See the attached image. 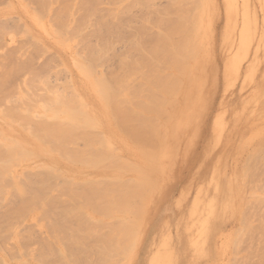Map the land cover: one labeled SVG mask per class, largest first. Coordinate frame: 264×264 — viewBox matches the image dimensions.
<instances>
[{"label": "bare ground", "instance_id": "6f19581e", "mask_svg": "<svg viewBox=\"0 0 264 264\" xmlns=\"http://www.w3.org/2000/svg\"><path fill=\"white\" fill-rule=\"evenodd\" d=\"M50 1L53 5L56 3L52 0H41V2L38 0V4L36 0V3L41 6L40 8H37L39 12L47 10L49 5H51ZM59 1L61 2L60 8H54L51 10L50 7L51 13L54 14H52V18L47 16L48 14H46L47 12L45 11L46 13H39L40 15L34 16L33 19L38 26L43 27L42 30L47 29V22H50L51 20L54 21H51V29L57 40V45L62 49H67L65 51L69 50L68 52L73 58L74 64L77 68V73L80 77L85 79H83L85 82L83 81L84 85L81 86L80 84H77L76 81L73 82V79L70 81L68 80V83L65 85V87H67L65 88L63 86L64 89H66L64 91L68 94L62 90L55 89L58 84L57 86L54 84L55 88H53L56 91H53L52 93V90L54 89L50 87L52 89H50L52 95L51 93L49 95L47 92L48 95L44 94L46 96L42 95L43 92L39 95L38 92L41 91H38L37 89L40 86L33 84L39 87L30 88L32 95L34 94L33 92H35V95L44 96L45 98L49 96L48 99H45L44 97V99L42 97L36 99L34 97L36 99H34V101L38 103V109L35 107L36 105L32 106L33 108L35 107L34 109H32L31 106L29 107L26 102L24 103V99L27 101L26 97L19 94L22 98L24 97L22 103L26 104L24 105L26 107L22 108L20 102L16 105H14V103L12 105L11 103L9 105L13 109H10L11 111L9 109L8 111H4L5 114H8L6 115L7 117H12L11 114L18 112L19 118H16L13 114L14 118L12 117L9 121L5 120L7 123L6 131L0 129V241H2L4 245L10 246L12 245L11 243H13V237L18 238L17 241H20V244H18L20 247H24V253L22 247V250L19 248V251L21 250L20 253L24 258H22L21 255H18L17 244L10 246L11 249L9 246L7 248L4 246L6 249L3 248V250L1 249L3 245H1L2 243L0 242V264H16L11 260L12 257L15 258L16 256L14 252L17 253L16 258L19 257V259H17L18 264H30L26 262V259L28 258H26V256H29L30 254V252H27L29 253L27 254L25 251L27 246L26 240L31 237L34 238L33 236L36 237V234L33 235L34 233H32L33 236L30 235L31 232L30 234L27 233L18 223L16 224L18 227L13 225H15L16 222H21V225L25 222V220H23L25 219L24 217L23 219L19 218L21 216H27L31 221L36 222L39 219L41 220L40 217L46 214H52V217L55 215L53 220L56 223L59 219L66 218L70 225L73 224V227L77 229L82 228L81 230H84L79 237L80 245H78V247L81 248H78L72 253V261L70 264H117L118 259L120 260V258H118L119 255H121V253L122 255L123 253L126 254V252L123 251L124 243L125 245L127 244L129 247L128 249H130L132 246L130 244L134 243V238L131 237H134L137 229H139L137 225L140 221L134 218L137 221L134 222V226H131L133 225L131 224L133 221H130L127 216L133 215L134 217L141 218L142 222L143 215L141 214V216H139V213H145L144 209H146V211L148 209L149 211V205L152 206L154 200L156 201L158 195H155L154 198L153 195L155 190H158L157 187L161 186L160 179L163 180L165 184L164 178L160 176L161 172L158 167L161 156L164 155L170 160L175 159L177 144L181 142L182 138H185L186 132L195 126H193L195 114L207 111L208 96L206 88L209 87L210 89H213L212 85H215L216 69L213 64L215 51L210 45V40L214 33L213 24L215 23L213 22V14L215 15V12L213 11L214 13H212L210 8L212 0H165L167 2L164 3V6L165 4L166 6H160L161 8H158V5L156 7L153 5L155 4V1L158 0H155L153 4V0H108L109 7H106L107 9L100 7V5L102 6L103 4H101L103 0ZM123 2H129V4L127 3L124 5L125 3L123 4ZM36 3L34 2L35 5ZM135 3H139L137 7L138 13H140L139 11H141V8L145 5L147 7H145V11L150 12V15H152L150 16L151 18L149 16L145 17V15H149L147 12L144 13L145 15L140 13L141 16L139 15V18H136V16H133V19H131L132 17H127L124 24V19L126 16L131 15V10H137L134 8L137 6ZM59 4L57 2L58 6ZM133 12L134 11H132V13ZM48 17L50 21L48 20ZM142 18H144L143 20L145 21H143ZM10 19L7 21H10ZM20 19L17 18L19 21ZM135 19L140 20L136 21ZM134 20L135 23H140L142 21L140 25L139 23H136V25H139H137V29L135 28L136 30L133 27L135 26V23H133ZM16 22L19 24L18 21ZM20 22V27L25 26L22 24V21ZM121 22L126 26V30H128L127 33L130 31L129 40L123 38V34L126 36L127 33L126 30L123 31L124 33L122 32L124 25H121ZM131 22L134 25H132ZM148 22H153V27L151 26L152 30L151 28L148 29ZM15 24L11 25L15 26ZM18 24L16 25L17 28L19 26ZM129 25H131L133 29H131ZM5 26L1 27H3V29L7 28V26ZM142 29L146 31L141 33L139 30L142 31ZM135 31H139L140 33H137L136 35ZM19 32L17 34H19ZM4 33L7 34L8 32L6 33L5 31ZM25 34L29 39L32 38L31 35H27V30L25 31ZM131 35L133 36L132 38ZM91 38H95L96 43L95 41H93V43ZM26 40L23 41L25 42ZM38 40L39 39H37V42L39 43L38 46L36 45L38 43L33 40L37 46V50H35V47L33 46L34 50L36 52H44V46L41 44V41ZM120 42H123L126 46L128 45V48L124 47L125 49L127 48V51L125 52L124 50V53L115 52L116 44ZM23 46H25V44ZM119 52H121V50H119ZM8 54L10 55V53ZM31 56L34 57L35 54L31 53ZM31 56L29 57L31 58ZM14 57L15 56L11 57V59H15ZM6 59L11 60L9 57H4V60ZM36 59H34V62L38 61ZM112 59L117 61H114V64L116 62L114 66L116 68H112V66L108 67V64ZM15 61L17 62L16 59ZM25 61L26 60H24V62ZM49 62H52V60ZM59 62L62 66L61 60H59ZM21 63L23 62L21 61L19 64ZM230 64L232 63L230 62ZM6 65L8 66L7 63ZM97 65L101 69H103L102 65H108L107 68L109 69H107L108 71L106 70L105 73H102L96 70L98 68ZM37 66L39 65L37 64ZM45 66L46 64L44 65V68ZM48 66L50 67V65ZM61 66L60 69L62 68ZM18 67L19 65L17 68ZM24 67L22 68L25 69ZM40 67L43 66L40 65ZM95 67L97 68L95 69ZM10 68L11 67H9V70ZM17 68L15 69L17 70ZM6 69L8 70V68ZM62 70L64 71V69ZM21 71L23 70L21 69ZM34 71H27V75L30 77V74H32V77L37 78L36 76H38L37 74H39L40 71H35L37 72L35 75L33 74ZM49 71L52 72V70ZM49 71L46 70L48 73ZM227 71L228 65L226 68V72ZM10 73L8 74L10 75ZM16 74L18 77L19 74ZM46 74L47 73H45V77ZM57 74L59 75V73ZM10 78L11 76H9V79ZM34 78L31 79L30 77L29 82H35L36 79ZM46 78L47 80L43 78V80H46V82H44L45 80L43 82L47 85H45L47 88L48 84H51L52 82L50 81L51 83H48V77ZM40 79H42V77ZM3 80L5 81L6 79ZM42 83L40 85H42ZM26 84L31 85V83L28 82H26ZM3 85L4 84L2 83L3 88L0 86L3 91L9 89V91L7 90L8 92L14 90L15 93V90L18 89L17 84L14 85L13 89L11 88L13 87V84H9L7 88ZM24 86L21 88V93H23V89L31 87L28 86L25 88ZM42 87L44 88L42 85L39 89L43 90ZM2 90H0V94L5 92ZM29 92L30 91H26L27 95ZM12 93L13 92L11 91L9 94ZM4 95L5 97L8 96L7 94ZM177 95L182 97L181 105L183 106H180L173 112L170 111V113L168 110L172 109V106L170 107V105L176 101L175 98ZM12 96L14 95L12 94ZM9 97L12 99L11 96ZM31 97V94L28 95V98L33 100V97ZM263 97L264 85L254 93V102L259 103L264 99ZM17 98H15V100L12 99V101H17ZM41 99L46 101H41ZM92 101H95L96 105H93L94 102ZM9 102H11V100ZM28 103L31 105L29 100ZM166 105L169 106V109L166 108ZM14 106H17L19 111H17ZM174 109L175 108H173V110ZM243 114L244 113H240V115L244 116ZM12 119L14 122H17L14 123ZM166 122L167 126L164 124ZM161 124L163 127L168 128H165L166 130L164 129L165 132L162 129L163 127L161 128ZM232 124L231 137L228 138L227 142L231 143L237 133H242L240 136L242 137V142H240V144L238 143L234 151L235 161H233L232 164L226 162L227 169L224 168L226 170L223 169L220 175L221 178L217 184V194L225 193L226 189H228V191L233 190L234 188L239 189V196L241 197V194L244 196L243 202L246 204L245 206H250L253 199H259V201L262 198L264 199V194L258 193L261 181L262 185L264 184V178H260L264 177V128L261 127V125L260 127L258 126V129L255 128L241 132L238 127L240 125L239 118L236 121H233ZM1 127L5 128V125L0 124V128ZM15 127L21 129H19L21 131L19 135L14 133L17 131ZM218 127L220 128L219 125ZM19 130L17 133H19ZM170 139H172V145L169 146L167 143L164 144V142ZM5 151L9 152L6 153L7 156L4 154ZM8 154H15V156H10ZM2 157L4 158L2 159ZM5 157H7V159H5ZM18 158H21L24 161L32 159L31 166L26 168H23V166L20 171H18V169L15 170V165H18L17 163L21 161H18ZM152 171L157 173L152 174ZM226 172H229L228 175H230V178L227 177L228 181L224 182L223 176ZM42 175H46L48 178H44L43 181V179H41ZM56 178H58L59 181H57ZM51 180L53 181L51 182ZM79 187L82 188L81 191H84L85 189L89 191L85 194L86 198L83 197L85 200H83L82 203H80V200H78L79 202L76 200L75 203L77 204L78 202V204L76 205L74 203L72 205L68 201L75 198V196L74 198H70L71 195L76 193H73L72 191H74L73 189L79 190ZM63 190L69 191L71 194L70 195L68 192L66 193V199L69 197L71 200H65L64 202L65 204H71L70 207L72 212L74 211V208H76L75 210H78L80 205L83 207L85 202L84 207L86 206L87 208H83L86 212L81 206L79 209V212L82 210L83 214L85 213L84 216L86 215L84 218L83 215H81L82 223L79 224L80 217H75L72 215L71 211L70 214L69 211L62 214L57 213L58 210L56 211V209H54V207L56 208V204L51 205V202L48 201L49 198H52L54 200H52L53 202H59H56L55 200L58 199L56 198L57 194L59 198L65 196L63 195L65 193H62ZM77 195L79 196V194ZM150 199L152 200L151 202H149ZM94 200L96 201L95 203L93 202ZM44 202H47L45 204L47 207L43 205ZM170 202L171 201H169V203ZM142 204L145 207H142ZM49 205H51V208ZM67 206L69 205H66V207ZM186 207L187 206L185 205L184 209L182 208L181 211L176 212L177 214L174 213L178 220L175 231L177 232L176 234L179 240L178 244L181 247V259L184 258L183 262L185 264H192L191 260L185 259V256L186 254L191 255V252H188V250H194L197 243H195V239L193 240L190 237L189 239H186V236H190L189 234L196 228L193 225L186 227V224L183 223L182 220L202 216V211L198 208H194L193 205ZM135 208L138 209V214L135 212ZM52 209L54 210L52 211ZM246 209L250 208L247 207ZM161 210L162 209H160L158 213H160ZM256 210L258 212V209ZM245 212L246 214L248 212L245 210V207L239 209V214L242 216H240L241 218L245 217ZM77 213L75 211L73 212V214ZM135 213L137 216H135ZM262 215H264V213ZM49 216L47 215V218ZM77 216H80V213L79 215L77 214ZM128 220L131 223H128ZM84 221H88L92 226L89 227V223H85ZM48 222L50 223V221H46L47 224ZM53 222H51L52 225L54 224ZM136 223L138 224L136 225ZM47 224H45V226H47ZM84 225L86 226L84 227ZM128 226H131V228L133 227L132 230L136 227L137 228L134 232H129L130 227L128 229ZM60 227V225L54 226V228L59 229L57 231L58 235L63 231L62 228L60 230ZM70 229L71 226H69V230ZM23 232H26L29 238H27ZM128 233H130V236L128 237L132 240L130 241V239H126L124 242ZM132 233L133 236L131 235ZM252 233H254V231H252ZM52 237L57 239L56 234ZM8 238L11 239L8 241ZM22 238L25 241H23ZM37 238L34 242H40ZM3 240L5 242H3ZM22 241L25 242V244ZM129 242L130 244H128ZM28 243L29 242H27V244ZM33 243L30 242L29 246L35 244ZM50 246L51 250H48L49 247H46L47 253L54 250L52 248L53 246ZM37 247L40 250L41 246L37 245ZM1 251H4V253ZM43 251L44 250L42 249V254ZM131 251L133 250H130V252ZM32 253L37 256L36 249L35 251H32ZM54 253L57 255V251ZM8 256H12L11 259ZM40 256L41 255L39 254L36 258L39 259L42 257ZM257 256L262 255L259 253ZM20 257L22 258V261H20ZM29 258L32 259L33 257L29 256ZM43 260L41 261L43 262ZM36 261L39 263L40 259H36ZM54 261H56V258L52 260V262ZM119 262L120 261H118V263ZM123 262L125 263V261ZM254 262L258 263L257 261ZM259 264H262V261L259 262Z\"/></svg>", "mask_w": 264, "mask_h": 264}, {"label": "rangeland", "instance_id": "374dc122", "mask_svg": "<svg viewBox=\"0 0 264 264\" xmlns=\"http://www.w3.org/2000/svg\"><path fill=\"white\" fill-rule=\"evenodd\" d=\"M52 1L54 3L55 2L56 3L53 5V3L50 1L51 5H49V7L47 8L48 11L45 10L47 13L45 11L40 10V11L48 14L47 16H50V17L53 14L50 11V7H51V10L54 8H60L61 7L60 6L61 2L59 0L58 1L52 0ZM154 1L155 0L152 1V4L154 3ZM158 1H159V3H158ZM158 1H155L156 5L153 4L155 7L158 5L157 6L158 8L160 6L163 7L164 3L167 2L165 0H158ZM212 1H211V7L210 8H211L212 13L215 12V15L213 14V17L216 19V21L213 18V22H215L213 24L214 25L213 26L214 33L212 35V39L210 40L211 41L210 45H211V48L214 49V51H215V55L213 57V64H214V67L216 69V75H215V85L210 84L213 86V89H210L209 87L206 88V92H207V96H208L207 111H202L200 114H195L194 119H193L194 120L193 126L194 125L195 126L192 129H189L186 132L185 138H182L181 142L177 144V153L175 155V159L170 160V159H167L164 155L161 156V159L159 160V163H158V165H159L158 167H159L160 172H161L160 176H162L164 178L165 184H164L163 180L160 179L161 186L157 187L158 190H155V193L153 195V198L155 195L156 196L158 195V197L156 198V201L154 200L152 206L149 205L150 209H149V211L147 209L148 212L146 211V209H144L146 214L145 213H139L140 214L139 216H141V214L143 215L142 216V222H141V218L134 217L133 215L127 216L130 221L131 220L133 221L132 223L129 220L127 221L128 223L133 224V225L130 224L131 226H134V222L137 221L136 219H138V221H140V223L138 222L139 224L136 223V225L138 224L137 226L139 228V229H137L136 233L139 235H137L135 233L134 237H131V238H134V240H133L134 243L133 244L132 243L130 244V242L128 243V244L132 245L130 247V249H128L129 248L128 245L127 244L125 245V243H124L123 251H125L126 254L123 253V255H122V253H121V255H119L118 258H120V260L118 258L117 259L120 262L118 263V261H117V264H123L124 263L123 261H125L124 264H185L183 262L184 258L181 259L182 258L181 249H180L181 247L178 244L179 240L177 238V234H176L177 232L175 231L176 230V224H177L178 220H177V216L174 214L176 212L181 211L182 208L184 209L185 205L187 207L193 205L194 208L200 209V211H202L201 213L203 216V217L197 216V218L182 220V222L186 224V227L193 225L196 228L195 230L193 229L192 233L189 234L190 236H188V235L186 236V239H189V237L192 238L193 240L195 239V243H197V244H196V247L194 250H191V251L188 250V252H191L190 253L191 255L186 254L185 259L191 260L192 264H251V262H252V264H255L256 262H254V261L258 262L256 264H259V262H261V261H262V264H264V215H262L264 213V199L262 198L260 201H259V199H253L250 206L249 205L245 206L246 204L243 202L244 196H243V194H241V197L239 196V192H240L239 189L234 188L233 190H229V191H228V189H226L225 193L217 194V184H218L219 179L221 178L220 175H221L224 168L227 169L226 162L232 164L233 161H235V157H234L235 152L234 151H235L238 143L240 144V142H242V139H241L242 137H240L242 133H237L234 136L235 140L233 139V141H231V143L233 142L232 144L227 142L228 138L231 137V133H232L231 130H232V125H233L232 122L236 121L239 118V124L240 125L238 124L239 125L238 127H239L241 132L246 131V130L255 129V128L258 129L261 125H262L261 127L264 128V99H262L263 101L261 100L259 103L254 102V99H253L254 93L264 85V79H263L264 78V0H214L213 2ZM34 2L36 3V0H0V20H1L0 21V64H1L0 65V79H1L0 80V86L2 87V83H3L4 84L3 86L7 88V86L9 84H13V87H11L13 89L14 85H16V84L18 85V89L15 90V93L17 94L18 98H17L16 94L14 93V90L10 89L13 92L12 94L14 95V96H12V94H9L11 91L8 92L9 89H7L8 91L4 90L5 91L4 92L0 88V90H2L4 92V93H2L3 95L0 94V97H1L0 98L1 99L0 100V124L5 125V128L1 127L0 129L5 130V131L7 129L6 128L7 123L5 120H8V121L11 120V118L13 117V114H14V116H16V118H19V115L17 112V111H19V109H17V106H14L15 109H17V111H16L17 113L11 114L12 117L6 116L8 114H5L4 111L5 110L8 111V109L9 110L13 109L9 104L12 103V105H13V103H14V105H16V104H18V102H20L22 104V108H25L26 106H24V105H26V104H24V103L26 102L29 105V107L36 105L35 107H37V109H38V103H36L34 101V99L42 97V96H39V95H41L42 92H43L42 95H44V94L48 95L47 92L50 95V93H51L50 87L53 88L54 84L56 86H57V84H58V86H60V87L57 86L56 88L54 87L55 89H59V90L64 91V90H66V89H64V87L68 83V80L70 81L71 79H73V82L76 81V83L80 84L81 86H83L84 82H85L84 81L85 79L80 77V75L77 73V68L74 64L73 58L71 57L70 53L68 52L69 50L65 51L67 49H62L61 47H59L57 45V43H56L57 40L55 39V37L52 33V29H51L52 28L51 21H53V20L50 21L49 17H48V20L50 22H47L48 26H46V28H47L46 30H42L43 27L38 26L36 24V22L34 21L33 17L36 15H40L39 13H42V12H39V10L37 9V8L41 7L38 5L39 4L38 0H37L38 4L36 3V5H35ZM40 2H41V0H40ZM57 2H58V4L60 2L59 6L57 5ZM127 3L129 4V2H123L124 5H126ZM9 4H10V6H9ZM101 4H102V6L100 5V7H102L103 9H107L109 7L108 0L107 1L103 0L101 2ZM136 4L137 3H135V5ZM103 5L105 8L103 7ZM138 5H139V3L137 4V6L134 7L137 10H133V9L131 10L132 16L128 15L125 17V19L123 18L124 24L127 20L126 19L127 17H132L131 19H133L134 18L133 16H136V18L137 17L139 18L140 13L144 14L147 12V11H145L146 6L143 5L144 7L141 6L142 12L139 11L140 13H138V8H137ZM165 6H166V4H165ZM233 7H235V8H233ZM139 9H140V6H139ZM229 9L231 10L232 15L230 14ZM132 11H134L135 13L134 12L132 13ZM147 13H149V15L144 14L145 17L152 16V15H150V12H147ZM29 15H30V17H29ZM16 17L18 19L21 18L22 20L20 19V21H22V24L25 25L26 27L25 26L20 27L21 22L19 20H17ZM144 18H142V20ZM2 19H3V21H2ZM9 19H10V21H7ZM123 19H122V21H123ZM135 20L138 21L140 19H135ZM135 20L133 23H135ZM16 21H18L19 24ZM143 21H145V20H143ZM149 21H150V19H149ZM122 23L123 22H121V25H124ZM133 23H132V25H134ZM136 23H139V22H136ZM136 23H135L136 27L133 26L134 29L138 28L137 27L138 24L136 25ZM141 23H142V21L139 23V25ZM150 23L148 24V29L151 28V30H152V27H153L152 23L153 22L151 23L152 25ZM11 24H15V26L18 24L19 26L17 28V26L15 27L14 25H11ZM5 25L7 26V28L3 29V27H1V26H5ZM129 26L131 27V25H129ZM228 26H229V28H228ZM123 27L124 28H123L122 32L127 29L125 25ZM127 27H128V24H127ZM24 28H27V29H24ZM29 28L31 31L29 30ZM120 28H121V26H120ZM2 29H3V31H2ZM8 29L10 31H13V32H10ZM131 29H133V28L131 27ZM146 29H147V27H146ZM26 30L28 31L27 35H31V37H32L31 39H29L26 36V34H25ZM5 31H6V33L7 32L8 33L5 34L4 33ZM127 31L128 30H126V33H127ZM139 31L142 33V32H145L146 30L142 29V31L141 30H139ZM139 31L138 32L135 31V34L137 35V33H140ZM18 32H19V34H17ZM129 35H130V31L127 33L126 36H125V34H123V38L124 39L126 38L125 40H129L130 39ZM34 37H35V39H34ZM132 37L133 36L131 35V38ZM144 37H146V36H144ZM37 39H39L38 41H41V44L44 46V49H45V50L43 49L44 52L43 51H41V52L37 51L38 52L37 53L35 51V50H37L36 47L39 45V43L37 42ZM23 40H26V41L24 42ZM33 40H35V42L38 43V44H36L37 46L35 45ZM31 41L33 42L32 45H31V43H32ZM91 41L92 42L95 41V38H91ZM23 43L25 44V46H23L24 45ZM95 43H96V41H95ZM116 45H117L115 48L116 53L117 52L118 53H122V52L124 53V50H125V52L127 51L128 45L126 46V44H124L123 42L117 43ZM30 46H32V47H30ZM33 46L35 47V50H34ZM39 47H41V46H39ZM124 47H127V48L125 49ZM19 49H20V51H19ZM31 49L34 51H32ZM119 50H121V52H119ZM8 51H10V52H8ZM5 52L10 53L11 56ZM33 52H35V53H33ZM42 52L43 53L46 52V53L43 54ZM31 53L35 54V56L34 57L31 56ZM2 55H3V57H2ZM4 55H7L10 59H11V57L15 56L14 58L17 60V62L13 58L11 60L6 59L10 62L4 60V57L8 58L7 56H4ZM29 56H31V58ZM16 57H18V58H16ZM32 58H34V59L37 58L36 60H38V61H35V62H38V63H35L34 59H32ZM24 60H26L25 61L26 64H25ZM44 60H45V62H44ZM48 60L49 61L52 60V62H49ZM59 60H61L62 66L60 65ZM112 60L108 64L109 66L108 65L107 66L108 67L112 66V68H116L114 66H115L117 61L116 60L112 61ZM21 61L23 62V63H21L22 65L19 64ZM28 61H29V63H31V62H34V63L29 64ZM47 61H48V63H47ZM114 61H116L115 64H114ZM230 62L232 64H230ZM6 63L8 64V66L6 65ZM37 64L39 66H37ZM45 64H46V66H45L46 69L44 68ZM5 65H6V67H5ZM16 65L17 66L19 65V67L17 68ZM40 65H42L43 67H40ZM48 65H50V67ZM59 65L62 67L61 69H60ZM227 65H228V71L226 72ZM102 66L101 67L103 69H101L99 66H98V68L95 67V69L97 68L96 69L97 71L105 73V71L109 68H107L106 65L105 66L102 65ZM9 67H11L10 70H9ZM22 67H24L25 69H23ZM6 68H8V70ZM15 68H17V70ZM19 68H20V70H19ZM21 69L23 71H21ZM33 69L34 70L38 69L40 71V73L43 72L44 74L39 73V74H37L39 76V78H38V76H36L37 78H34V77H32L33 75L29 73L31 79L32 78L36 79L35 82L34 81L29 82L30 77H29V75H27V73L34 71ZM62 69H64V71ZM18 70H19V72H18ZM25 70H27L28 72ZM38 70H35V71H38ZM46 70L47 71L52 70V72L49 71V73H48V72H46ZM35 71L33 73L34 75H35V73H37ZM8 73H10V75ZM16 73L19 74L18 77H17ZM45 73H47L46 77H48V83L50 81L52 83L54 82L53 85L50 82L51 84H48L47 88L45 87L46 84L44 83L47 80V78L45 77ZM57 73H59V75ZM7 74L9 76H11L10 79H9V76ZM54 74H55V76H54ZM67 76H69V77H67ZM3 77H6V78H3ZM41 77H42V79H40ZM43 78H45L46 80L44 79L45 80L44 81ZM57 78H60V79H57ZM3 79H6V80L4 81ZM8 79L10 80V82ZM26 79H28V80H26ZM37 81H38V83H37ZM140 81H141V79H140ZM26 82L31 83V85L37 84L40 87L35 86V85L31 86L30 84L28 85V84H26ZM59 82H61V83H59ZM41 83L44 86V88L42 87L43 90L39 89L42 86V85H40ZM22 84H24L25 86ZM22 86H24L25 88L28 86H31V87L26 88L28 90H26V89H23V90L24 91L25 90L30 91L28 93V95L31 94V96L33 97V100L29 99L30 96L28 98L26 91L25 92L23 91L24 94L20 92V91H22V89H21ZM34 87L35 88L39 87L37 89L38 91H41V92H38L39 95H35L36 94L35 92H33L34 94L32 95V93H31L32 91L30 90V88H34ZM45 89L49 90V91H46ZM55 89L54 90L51 89L52 93H53V91H56ZM57 92H58V90H57ZM64 92L66 94H68L66 91H64ZM52 93H51V95H52ZM54 93H56V92H54ZM145 93H147V92H145ZM4 94H7L8 96L5 97ZM19 94L26 97L27 101H25L24 97L22 98V96ZM46 95H44V96H46ZM9 96H11V98L13 100H15V98H17V101H12V99H10ZM6 98H8V99H6ZM48 98H49V96L46 97L45 99H48ZM9 99L11 100V102H9L10 101ZM23 99H24V103H22ZM43 99H41V101ZM175 99H176V101L174 103L176 106L174 105V103L172 105H170V107L172 106V109L168 110L169 106L166 105L167 106L166 108H168L167 110L169 112L170 111L173 112V111L177 110L180 106H183V105H181L182 104V97L177 95ZM28 100L30 101L31 105L28 103ZM4 101H6V102H4ZM43 101H46V100H43ZM1 102H2V104H1ZM92 102H94L93 105H96L95 101H92ZM252 102H254V103H252ZM41 105H43V104H41ZM34 108L32 107V109H34ZM173 108H175V109L173 110ZM245 108H246V110H245ZM240 113L241 114L244 113L243 114L244 116L240 115ZM2 119H4V120H2ZM12 121L14 122L13 119H12ZM16 122H14V123H16ZM164 124H165V126H167L166 125L167 122ZM218 125L220 126V128L218 127ZM162 127H163V125L161 126V128ZM15 128L17 131H15L14 133L19 135L21 132L20 131L21 129L19 127L18 128L15 127ZM165 128H167V127H163L162 129L164 130ZM18 130H19V133H17ZM165 130H164V132H165ZM171 142H172V139L167 140L166 142H164V144L167 143L170 146V145H172ZM6 153H9V152L5 151V153H4L5 156H7ZM8 155H10V154H8ZM10 156H15V154H12ZM3 158L4 157H2V159ZM5 159H7V157H5ZM19 160H21V161H19ZM18 161H19L17 163L18 165H15L16 168L13 167V168H15V170L18 169V171H20L23 166H24L23 168L31 166V163H32V159L24 161L23 159L18 158ZM226 169H224V170H226ZM153 173H157V172L152 171V174ZM228 174H229V172H226L224 174V176H223L224 182L228 181L227 177L230 178V175H228ZM42 176H41V179H43V181H44V178H48L46 175H42ZM260 178L263 179L264 177H260ZM56 180L59 181L58 178H56ZM52 181L53 180H51V182ZM263 181H264V179H263ZM263 185H262V181H261V185L259 186L260 190L258 189V193H260V194H264ZM261 186H262V188H261ZM58 189H59V187H58ZM77 189H78V187H77ZM77 189H73L74 191H72V192L73 193L76 192L77 194H79L80 197L76 193H74L75 195L74 194L71 195L69 193V191L63 190L62 193L64 192L65 194H63V195H65V196H62L61 198H59V196L57 194L56 198H58V199H56L55 201L56 202L59 201V202H57V203L53 202L54 200L52 198H49L48 201L51 202V205L56 204L55 205L56 208L54 206L53 207H54V209H56V211L58 210L57 213L62 214V213L69 211V214H70V211H71L70 205L71 204L73 205L76 202V200L77 201L80 200V203H82L83 200H85V198H86L85 194L88 193V191H89L86 189L84 190V188H83L84 191H81L82 190L81 187H79V190H77ZM60 192H61V189H60ZM67 192L71 195L70 198H74V196H75V198H74L75 200L74 199L71 200L69 197L66 199V193ZM82 193L84 194V196ZM157 193H159V194H157ZM69 194H68V196H69ZM80 194H82V195H80ZM83 197H85V198H83ZM235 199L237 202L235 201ZM65 200L66 201L71 200V201H68L71 204L70 203L65 204V202H64ZM151 201L152 200L150 199L149 202H151ZM169 201H171V202L169 203ZM78 202H77V204H78ZM93 202L95 203L96 201L94 200ZM46 203L47 202H44V204H43L45 207H47L45 205ZM84 204H85V202H84ZM84 204H83V207H84ZM147 204H148V201H147ZM51 205H49L50 208H51ZM66 205H69V206H67L68 209H67ZM86 205H87V203H86ZM80 206L82 207V205H80ZM80 206L78 207L79 209H80ZM83 207H82V209L87 208L86 206L84 208ZM142 207H145V206L143 205ZM159 207H161V208H159ZM241 207H243V208L245 207V210L248 211L247 214L245 212L244 218H241L242 216L239 214V209H241ZM247 207H249L251 210L246 209ZM54 209H52V211ZM75 209L76 208H74L73 210L76 213L79 212V209L78 210H75ZM160 209H162V210L160 213H158V211ZM256 209H258V212ZM73 212H72V215H74L75 217H80L79 224L82 223L81 215H83V218H84V217H86V215L84 216L85 213L83 214V212L81 210L79 212L80 216H77V214L79 215V213L73 214ZM85 212H86V210H85ZM135 212L138 214L137 208H135ZM136 213H135V216H137ZM251 213H255V214H251ZM47 215L48 216L50 215L52 217V214H46V215H43L42 217H40L41 220L44 222H42L40 219H39L40 221L38 220V221L34 222V221H31V219H29L27 216H21L19 218L23 219V217H24L25 219H23V220H25V222H23L22 225L20 224L21 222L20 223L16 222L15 225H13V226H17L16 224L18 223L19 226L24 228L27 233L30 234V232H31L30 235H32V233H34L33 235L36 234V237L32 235L35 238L34 239L32 237L29 238L27 236L28 234L26 232H23L24 235L27 238H29L26 240L27 246H26L25 251H26V253L30 252V254L29 253H27V254H29L30 257L31 256L33 257L32 259H30L29 256H26V258L27 257L29 258V259L25 258L26 262L30 263V264H47V263H51L52 260H54L56 258V261L52 262L51 264H55V263L56 264H70L72 261V253L75 252L78 248H81V247H78V245H80L79 244V241H80L79 237L81 236L82 231H84V230H81L82 228L77 229V228L73 227V224L70 225L68 219H66V218L59 219L58 222L56 223L53 220L55 215H53L54 217H52V218L49 216L48 217L49 219L47 218ZM72 215H70V216H72ZM197 215H198V213H197ZM249 215H250V217H249ZM74 216H72V217H74ZM50 218L54 222L51 221ZM134 218H136V219H134ZM256 220H257V222H256ZM46 221H50V223L53 222L54 226L60 225L61 226L60 230H61V228L63 229V231L60 233V235L57 234L59 227L54 228L52 223L50 224L48 222V224H47ZM65 221H67V222H65ZM72 222H73V220H72ZM86 222L89 223L88 221H86ZM45 224H47V226H45ZM75 224H76V222H75ZM77 224H78V222H77ZM28 225H30L31 227ZM256 225H257V227H256ZM69 226H71L70 230H69ZM76 226H78V225H76ZM85 226L86 225H84V227ZM88 226L90 227V226H92V224L89 223ZM117 226H119V225H117ZM131 226H128V229L130 227L129 232H134L137 227L134 228V230H132L133 227L131 228ZM42 227H43V231H42ZM200 227H201V229H200ZM86 228H88V227H86ZM86 228H84V229H86ZM252 231H254V233H252ZM43 233H44V235H43ZM55 234L57 236V239H54L52 237V236H55ZM24 235H23V237H24ZM131 235L133 236V233ZM135 235H136V237H135ZM128 236H130V233L127 234V237ZM127 237H125L124 242L126 239H128V240L130 239V241L132 240L131 238H129V237L127 238ZM13 238H12L13 243H11V244L12 245L17 244V246H16L17 247V253H18V255H21L20 251L24 247L21 246L22 247V249H21V247L19 245L20 241L19 242L17 241L18 238H15V237H13ZM36 238H37V240L39 239L40 242H36V241L34 242V240H36ZM10 239L8 238V241ZM22 240L25 241L23 238H22ZM8 241H6V242H8ZM0 242L2 243V241H0ZM3 242H5V241L3 240ZM27 242H29V243L27 244ZM30 242H32V243L34 242L35 244L33 243L34 245L31 244L29 246ZM23 243L25 244V242H23ZM46 244H48V245H46ZM49 244L53 246L52 248L54 250L52 249L53 250V251H51L52 253L50 251H49V253L46 252V249L50 246ZM1 245H3L1 249L5 248L4 246H6V248L9 246V245H4V243H2ZM12 245H10V246H12ZM37 245L41 246L40 250L38 249ZM189 245H187V246L190 247ZM10 246H9V248L11 249ZM50 247L48 248V250L49 249L51 250ZM19 248L21 249L20 251H19ZM35 249L37 252L36 255L38 256L40 254L42 256V257L40 256L41 258H39L40 259L39 263H38V261H36V259L37 260H39V259L36 258L37 256H35L33 254L35 252L32 253V251H35ZM42 249L44 250L43 254H42ZM55 250L57 251V255L54 253V252H56ZM128 250H129V252H128ZM130 250H133V251L130 252ZM2 253H4V251ZM17 253L14 252V254H16V256H17ZM23 253H24V249H23ZM44 253H47L48 255L44 254ZM257 253L258 254L260 253V255H262L263 258H262V256H257L258 255ZM250 255L253 258H251ZM16 256H15V258H13L11 256L12 259H11V257H9V256L8 257L14 263L18 264L17 259H19V257L16 258ZM21 257L24 258L22 255H21ZM21 257H20V261H22ZM124 257H126V258H124ZM41 260H43V262L46 261L47 263L46 262L43 263Z\"/></svg>", "mask_w": 264, "mask_h": 264}]
</instances>
